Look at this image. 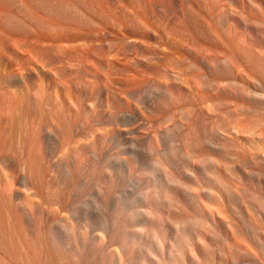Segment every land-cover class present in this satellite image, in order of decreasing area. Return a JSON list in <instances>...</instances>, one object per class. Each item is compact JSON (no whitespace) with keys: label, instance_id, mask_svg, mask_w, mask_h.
<instances>
[{"label":"bare ground","instance_id":"6f19581e","mask_svg":"<svg viewBox=\"0 0 264 264\" xmlns=\"http://www.w3.org/2000/svg\"><path fill=\"white\" fill-rule=\"evenodd\" d=\"M45 1L0 0V57L9 60L0 66V80H33L37 83L35 92L38 93L42 81L53 77L54 86L56 81L68 84L72 93L62 96L63 107L59 113L36 111L32 115L34 123L27 138L30 137L36 171L29 174L31 183L25 178L19 179L16 173L12 181L20 187H32L39 199L34 196V201L29 199L32 202L27 204L25 200V205L24 199L20 201L14 194H21L19 188L9 193L8 202L5 201L8 205L5 203L4 208L14 212L18 230H11V241L6 240L8 249L11 248L9 242H12L11 246L16 245L20 236L27 242L24 248L33 244L32 252H36L37 247V253L32 254H37L38 258L42 254L49 256L53 264H191V253H201L202 246L198 243L202 242L209 250L207 254L203 253L199 264H257V148L246 140L245 134L241 135L244 133L241 127L255 123L257 115L264 116V56L260 57L264 55V0H171L172 3L145 0L147 9L142 8L145 4L142 0V7L137 2V11H130L133 16L125 12L127 15L121 14L123 17L106 14L111 10L102 9L98 0L69 1L72 15L63 17L66 23L60 26L61 29L71 30L74 26L70 24L82 26L85 22L94 25L97 17L106 22L98 31L97 44L82 51L83 59L78 55L88 72L86 75L90 73V76L98 77H95L97 80L100 78L97 95L101 94L102 98V94L115 96L116 91L122 93L119 88L134 78L127 68L134 66L135 70L139 68L165 77L161 85L154 86L153 93L140 101L136 108L139 115L158 112L161 105L175 107L176 104L171 103L175 100L178 107L183 105L171 109L172 112L161 119L162 127L142 137H138V127L142 123L151 127L150 122L143 119L141 124L134 125L137 119L125 121V112L120 113L118 119L115 113L107 115L112 135L123 140L120 139L121 149L126 156L110 160L106 156L97 158L93 153L95 165L96 162L105 164L103 179L97 186L98 197L79 206L66 195L58 199L47 195L44 200L41 188L44 183L50 186L49 171L55 177L56 169L63 168L64 181L71 176L76 162L66 158L69 154L63 157L62 152L68 149L71 141L79 139L83 124L90 122L89 128L93 132L87 135L88 138L84 137L97 147L103 144L106 140L102 125L105 108L101 109L103 112L96 110V96L89 97L95 91L88 87L93 91L88 92L86 81L82 88L80 81L78 88L74 83L76 76L72 77L65 65L49 66L52 62L47 54L50 48L43 45L48 42L39 37V30L52 23L36 13L39 3L45 5L50 0ZM120 1L118 3L125 2ZM105 2L111 6L107 0ZM57 3L53 6L57 7ZM86 3L90 5L87 9H91L92 12H88L91 15L82 10L81 6L85 5V8ZM121 4V7L125 5ZM45 9L49 10V6ZM189 9L197 12L200 19L196 17V20L205 24L202 25L206 26V31H201L202 27L197 30L186 21ZM53 10L55 12L57 8ZM167 37L173 46L168 44ZM36 45L43 49V64L34 67L29 65L30 62L28 65L23 62L22 65L18 60L20 52L23 49L30 51ZM139 46L149 49L142 53ZM116 66L122 70L118 76L114 71ZM105 96L102 99H109ZM108 104L112 103L108 100ZM102 105L108 106L107 103ZM130 115L135 119L133 113ZM107 116L104 117L107 119ZM19 117L15 116L21 121L23 115ZM168 121L171 122L169 126ZM17 132L22 134L19 129ZM84 132L86 130L82 135ZM4 161L5 158L0 157V163ZM19 164L24 165V162ZM29 172L25 171L26 175ZM126 181L133 187L135 195L111 194L112 188L122 187ZM239 192H249L256 203L248 202ZM13 215L8 220L14 219ZM3 216L5 219V214ZM6 219L5 223L11 225L13 220L10 223ZM10 225L6 226L9 230ZM13 231H16L15 235L18 232V239ZM12 237L17 239L15 243ZM6 242L3 243L5 248ZM220 242L226 248L225 253H222L223 247L217 249ZM2 245L0 249L6 253L7 248L4 250ZM17 246L12 248L16 250ZM21 250L23 247L16 251ZM18 253L16 255L21 254ZM3 257L0 256L5 260ZM20 257L22 259V255ZM38 258V264H42ZM46 259L42 260L43 264L45 261L48 264ZM7 262L6 259L2 264L10 261Z\"/></svg>","mask_w":264,"mask_h":264},{"label":"rangeland","instance_id":"374dc122","mask_svg":"<svg viewBox=\"0 0 264 264\" xmlns=\"http://www.w3.org/2000/svg\"><path fill=\"white\" fill-rule=\"evenodd\" d=\"M62 1H66V3L64 4ZM69 1L70 0H61L58 2L59 3L58 4L55 0H50L48 2L46 0L45 3L47 2L48 3V4L46 3L47 5L46 4L41 5L39 3V6L37 5L38 7H36V13H38V16L41 15V17L43 16L45 19H48L52 23L50 26H46V27L43 26L41 28L42 30L39 28V25H38V28L40 29L39 30V37H43L46 43L47 42L50 43L49 45H48V43L43 44L44 46L50 48L49 52L47 54L50 57L52 62H51V64H49V66L51 68H53L54 65L55 66H64L65 65L67 68L66 71L68 72V70L70 69L69 72L72 73V77L74 75L76 76V78L74 77V81H75L74 83H77L78 88H80V87L82 88V85L87 82L86 83L87 85L85 84L86 87L87 88L89 87L91 90L95 91V93H94L93 91H91L88 88V92H89V90H90V92H93V93H90L89 97L90 96L92 98L95 96L97 97V98L95 97V101H96V105H97L96 110L100 111L101 109L103 110L105 108V111L103 113L104 116H107V115L109 116V114L112 115L115 113L116 114L115 117H116V119H118L119 114L122 112H125V113H127V115L124 118L125 121H131V120L134 121L137 119L136 122H134V125L141 124L140 122L143 119H144V121L150 122L151 127H148V125L144 124V123H142L141 126L138 127V130H137L138 131V133H137L138 137H142V136H144V134H146L150 131L156 130L159 127H162V123H161L162 120L161 119H163L165 117V115H167L169 113V111L171 113L175 109V107L176 108L178 107V105H177L178 103H176L177 100H175V102H171V103H174L177 105V106L175 105V107H172L171 104H170L171 107L167 106V105H161L160 110L158 112H155V113L145 112L144 116L139 115L138 109H136V108H138L140 106V101L145 100L149 94L153 93V91L155 89L154 86L158 87L159 85H161V83H163L165 81V79H164L165 77L163 74H161L162 76H160L159 75L160 73H158V75H159L158 76V75H156L157 73L150 74L148 71H142L139 68L137 70H135L134 66H129L127 69H130L129 72H130V74H132L134 76V78L131 82L129 81V83L123 84L124 85L123 88L122 87L119 88V89H122V93H120L119 91L118 92L116 91L115 96H113V95L105 96L104 94H102V98H104V96L109 98V99L106 98V100L101 98V94L100 95L96 94L98 88L101 86V84L98 83V82H100L99 81L100 78H99V80H97L96 78H98V77L95 76L96 77L95 78V77H93V75L90 76L91 75L90 73H89V76H87L88 72H86L87 70L83 66L84 64L81 60V59H83L82 51L86 48H89V46L91 47L94 44H97L96 37H98L100 34L98 31L100 30V27H102V25L105 24L106 22L103 19H102L103 20L102 21L101 19H99L97 17L98 20L96 19L97 22H96V24L94 23L95 26L91 22H85L83 24L81 23L82 26H80V24H77V25L76 24H70V26H72V27L74 26L73 27L74 29L71 27L72 28L71 30L69 28L65 29V30L61 29L60 26L66 23L65 21L63 22V20H65V19H63V17L67 18V17L72 15V12L70 13L71 9L68 7ZM103 1L104 2H102L100 0V2H99V0H98L99 6H101L102 9H104L103 7H105L106 11L111 10V12L106 13L109 15L114 14L116 16L118 14L121 15V14H124L125 12L126 13L128 12L127 13L128 15L130 14V16H133V13H134L133 10L135 12L137 11V7H136L137 2H138V4H141L140 7H142L144 4L142 2H145L144 6L142 8L147 9L145 0H143V1L142 0H140V1L139 0H123L125 2H123L121 0L120 2H123L122 4L118 3L119 0H115L117 4L115 3L114 0H107L109 5L111 3V6H107V3L105 2L106 0H103ZM109 1H111V2H109ZM112 1H114V2H112ZM163 1H165V3H169V2L172 3L171 0H168V1L163 0ZM174 1L175 0H173V2ZM199 1H203V0H199ZM60 2H62L61 5H60ZM56 3H57V7H56V5L53 6ZM103 3H104V5H103ZM88 4L89 3H86V7H85L86 9L83 7L85 5H83L81 7H82V10L85 11L84 12L85 14L87 13V15H91V13L90 14L88 13V12H92L91 9H87V7L90 6ZM120 4L121 5L125 4L126 6L124 5L121 7ZM42 6H43V9H42ZM48 6H49V10L48 9L46 10L45 8H47ZM52 6L55 9L57 8V10L59 9V12L57 10H55V12H56L55 13L53 10L54 8ZM58 6H60V7H58ZM62 7H64V9H62ZM133 7H135V8H133ZM44 9L47 12L46 11L44 12ZM118 9H121V10H118ZM68 11H69L70 15H68ZM106 11H104V12H106ZM114 11H116V12L114 13ZM130 11L133 13L131 14ZM188 11L186 12V16H185L186 21L189 24L192 23L190 25L193 27H196L197 30H201L200 27H202L201 31H206V26L204 28L202 25L204 23H201L199 21L200 18L197 16V14H196L197 12L194 9H189ZM60 12H62V13H60ZM57 13H59V14H57ZM126 13H125V15H127ZM120 15H118V16H120ZM135 15H136V13H135ZM61 16H62V18H61ZM196 17H198L199 19L197 18V20H196ZM195 20H196V22H195ZM192 21H194V22H192ZM198 21L201 23L200 26H199ZM88 23H90V24H88ZM97 23L100 25H97ZM85 24H87L88 26H86ZM40 25H41V23H40ZM78 26H80V27L77 29L76 27H78ZM104 33L105 34L107 33L106 29H105ZM74 36H75V38H72ZM20 37L21 36H19L18 38L20 39ZM77 37H78V39H77ZM66 39H71V40L69 41ZM46 40H48V41H46ZM166 40L170 46H173V42L169 37H167ZM72 41L74 42V44H72ZM146 45H148V44H146ZM33 48H32L33 50L31 49L32 51L30 50L31 53H29L30 51H27L26 49H23V50L21 49L22 51L20 52L18 60H19V62L21 61L20 63L22 65H23V62H24V65H26L27 62L28 63L30 62L29 65L30 66L32 65L34 67H37V66H40L43 64V63H41V61L43 59L42 56H44V55H42L43 54L42 53V51H43L42 47L40 49V46L36 45ZM138 48H139L138 50H140V51L143 50L142 53L144 51L147 52L148 51L147 49H149L148 46H146V48L139 46ZM144 49H146L147 51ZM78 55L81 56V59H80V56L78 57ZM21 56H22V58H21ZM261 56H264V55L261 54L260 57ZM76 58H78V59H76ZM32 59H34L35 62ZM79 59L81 60L80 62H79ZM7 60H8L7 58L0 57V66L7 64L9 61V60L8 61ZM6 61H7V63H6ZM81 62H82V64H81ZM60 63H62V64H60ZM47 66L45 67L46 70L48 68ZM81 66H82V68H81ZM73 69H75L76 71ZM83 71H85V72H83ZM114 71L116 72L117 76L120 73H122V70L120 69L119 66L118 67L116 66ZM129 72H127V73H129ZM124 73H126V72H124ZM50 79H48L49 81H47V79L42 81V84L40 85L41 89L39 88L38 93L35 92L38 89V86H36L37 83L34 82L33 80H31V81L28 80L26 82H24V81L19 82V81H12V80H0V157H4L5 158L4 163H6V164L3 163L4 165L0 163V239H1L0 240V248H1V245L4 242H6V240L9 239V241H11L10 238H11V236H13V235H11V233H12L11 230H13L15 228H16L15 230H18L17 225H16L17 222L14 223V221L16 219L15 214L13 215L14 212L6 211V209L4 208L7 204L5 201L8 202L9 193L11 191L12 192L17 191L16 188H19L18 192L20 191L21 194H16V192H14V194L20 197V199H19L20 201L23 198L24 199V200L22 199L23 203H25L27 201V204H30L32 202L31 201L32 199L34 201L33 197L36 196L33 193L34 191H33L32 187L28 186V187H30L29 189H27V187H20L12 181V178L14 180V178H15L14 174L16 173V176L19 175V179L25 178V181H27V183H29V182L31 183V181L29 179V174L34 173L36 171L35 158H33L34 155H33L32 149H31V145H30V137L28 136L29 139L27 138V134H28L27 132L30 133V131H31L30 128H32V125L34 123L32 115L36 111H40L42 113H45L47 111L49 113L54 112V114L59 113L63 107L62 99H61L62 96H64V95L68 96V93H71V88L68 87V84L63 83L64 84L63 85L62 83L59 84L56 81V84L54 86L53 77H51ZM80 81L82 82V84ZM58 84H59V86H58L59 88L57 87ZM80 84H81V86H80ZM65 85H67V86H65ZM67 87L70 90H68ZM116 87L118 88L119 86H116ZM126 91H128V93H124ZM117 93H118V96H116ZM71 95H72V93H71ZM69 96H70V94H69ZM108 100L112 103L111 105H109L110 103L108 104ZM105 101H107L106 103L108 106L105 105L106 104ZM100 102L101 103L103 102L102 104H104V106H106V107H103L102 104H101L102 105L101 106ZM98 104L100 106H98ZM181 105H179V107H181ZM211 105L213 106V104H211ZM211 105H210V107H212ZM107 107H109V108H107ZM161 109H162V111H161ZM171 109H172V111H171ZM213 109L214 108H212V110ZM110 110H112V111H110ZM105 112H108V113L105 114ZM163 112H165V113H163ZM130 113L131 114L133 113L135 119L130 118L131 117ZM212 113H213V111H212ZM17 115H18V117H17ZM20 115L21 116L23 115V117H21L22 119H24V118H26V119H24V121L22 119H21V121L16 119V118H20L19 117ZM128 115H129V117H128ZM15 116H16V118H15ZM104 116H102L103 121H104V123L102 125H104V127H105L104 133H105V139L106 140H104L103 144H100V146L97 147L96 144H94L89 139H87L88 138L87 135L89 136L93 132H92V128H89L91 126L90 122L87 123L88 121H85L87 123V124H85V126L83 124V131L86 130V132H84L85 134L82 135V133H83V131H82L79 134V139H76V140L74 139L73 141H71L70 144L67 145L68 149L65 148L64 149L65 151L63 150V152H62L63 157H66L69 154V156H67L66 158L69 157L70 160H74L76 162V167L73 169L71 176H69V179L67 178L66 181H64V175L61 171V169H63V168H61V169L57 168L56 169L57 170V172H56L57 177L56 176L53 177L52 171H49L47 179H50V183H49L50 186L48 187L45 183L43 184V187L41 188V189H43L42 190L43 191L42 199H44V198L47 199L48 196L51 199H56L57 197H61L63 195H66L68 197V199L74 200L75 202H77V203H75L76 206H79L81 203L86 202V200H89L90 198L96 199L98 197L97 196V188H98L97 186L100 185V181H101V179H103L102 171H103V168L105 167V164L103 162H96V165H95V162H94L93 157H92L93 153L96 154L97 158L99 157L100 159H102L103 156H106L110 160H112L113 157L115 158V157L126 156L124 153H122V149H121V146H122L121 141L123 142L122 138L112 135L113 134V131L111 128L112 125L110 123H108V120H109L108 116H107V119ZM127 119H129V120H127ZM167 125L168 126L171 125V122L168 121ZM24 126H26V129L28 128L29 131L27 130L25 132L26 129L24 128ZM20 127L23 130L22 129L20 130ZM18 129H19V131H22V134L20 132H17ZM89 129H91V130H89ZM241 129H244V133H241V135L245 134L243 136H246V140L249 141L251 143V145H253L254 147L257 148L256 149L257 150V203L251 199V196H250L251 194L249 192H245V193L239 192V194L242 196H245L243 198L245 200H247L248 202H253V203L257 204V264H264V159L262 158V155H264V116L257 115V121L255 123H253L252 125H248L247 127H241ZM19 133L22 135V137L25 136V138H23V140H25V141L22 140V137ZM24 133H25V135H24ZM84 136H86L87 138ZM18 139H21V140L18 141ZM120 139H121V141H120ZM20 141L23 142V145H22V142L20 143ZM25 142H27V143L24 145ZM20 144H21V147L23 149V152L21 151L22 149L20 148ZM29 151H31V153ZM101 153H102V155H101ZM27 156H28V158H26ZM110 157H112V158H110ZM54 159L55 158L53 157L52 160H54ZM92 160H93V162H92ZM20 161L24 162V165L23 164L18 165V163ZM109 162H111V161H109ZM33 164H34V166H33ZM20 166H22V167H20ZM23 168H25V170ZM32 168H33V170H32ZM143 168H145V166H143ZM34 169H35V171H34ZM25 171H26V173L29 171L30 172L26 175ZM11 183L12 184L14 183V184L12 185ZM9 187H11L13 189L11 190V188H10L7 191V188H9ZM14 187H15V190H14ZM129 187H130V185H128V181H126L124 186H122V187L116 186V187L112 188L111 194L113 193V195H115V194H119L121 192L122 194L123 193H125V194L131 193V194L135 195V191L132 190L133 187L132 186L130 188ZM123 188H127V189H123ZM3 190L4 191L6 190L8 192V194L6 193V195H5L6 191L4 192ZM24 194H26V195H24ZM23 195H24V197H23ZM36 197L35 198L38 200L39 197L38 196H36ZM29 199H31V200H29ZM46 199H44V200H46ZM27 204L25 203V205H27ZM2 211L6 212V213L4 212L5 219H6L7 214L9 212H11V213H9L10 215L8 214V217L9 216L11 217L13 215L14 219L11 218L10 220H13L12 224L14 223L16 225L15 226L13 224L15 227L14 226L12 227V224L11 225L9 224L10 230L8 229L9 225L7 223H5V221H4L5 219L3 216L4 214ZM94 213L96 214L97 211H95ZM209 214H211V212H209ZM8 217L6 219V222L8 221L11 223V221L8 220ZM6 226H8V227L6 228ZM13 233L15 235L16 231L15 232L13 231ZM17 234H18V232H17ZM17 234L15 235V238L18 237ZM6 235H7V237H6ZM8 235H10L9 238H8ZM207 235H209V234L207 233ZM207 237H208V240H210V241L212 240L210 235ZM12 238L14 239V237H12ZM21 239L23 240V242H20V241H22ZM16 240L14 239V243ZM17 241H19V242H17L18 245H19V243H21L19 245V247L17 246V244L16 245L13 244V246H11L12 242H9L10 243L9 245L11 247L9 249L12 251L14 246H17V247H15L16 250L19 251V249H21L23 247V250L26 249L27 251L21 250V252H19L21 254H19L18 251L13 249L16 252L12 251V252H15V253H12L8 249L9 246H8V243L6 242V248L7 249L5 248V244H3L4 246L2 245V248L4 247V250L6 249V253H5V251L3 252L2 249H0V252H1L0 256H2V257L4 256L3 258L4 259L6 258L8 262L10 261L9 262L10 264H26V262H27V264H30V263L31 264H38L37 254H35L36 257L34 254H32V253H37V247L35 249L36 252L35 251L32 252L33 251V248H32L33 244H29L30 245V246L28 245L29 247L25 246L26 248H24V245L25 244L27 245V242L24 241V239L21 238L20 236H19V239ZM202 244H203L202 242L198 243V246H200V245L202 246L200 249L201 253L196 252L197 253L196 254V253L190 252L192 255L191 256L192 260H190L191 264H199L201 256L203 255V253L204 254L208 253L209 249H208L207 245H204V244L202 245ZM220 244H221V246H220ZM220 244L218 246L219 248H217V249L219 250V249H221V247H223L224 250H223V248L221 250H222V253H225L226 248H225L224 244L221 242H220ZM22 251L24 253L26 252L25 255H23L24 253H22ZM11 253H12L13 257H12V255L9 256ZM17 253L19 255H16ZM190 253H189V255H190ZM38 254H39V252H38ZM21 255H22V259L20 257ZM14 256H16V257H14ZM9 257H10V259H9ZM45 257L46 256L45 255L43 256V254H42V256L40 255L39 263L43 264L44 263L43 259L49 258V256L46 258ZM6 259L3 260L2 258H0V263L1 264L4 263L6 261ZM46 260H48L47 261L48 264H50L49 262H51V263L53 262L51 260V258L46 259ZM45 264H46V261H45ZM54 264H60V263L54 262Z\"/></svg>","mask_w":264,"mask_h":264}]
</instances>
